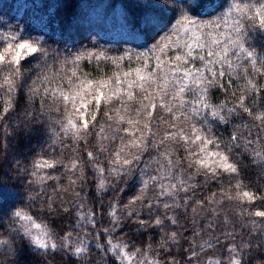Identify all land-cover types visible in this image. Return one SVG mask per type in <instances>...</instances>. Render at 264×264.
I'll return each mask as SVG.
<instances>
[{
  "label": "snow or ice",
  "instance_id": "obj_1",
  "mask_svg": "<svg viewBox=\"0 0 264 264\" xmlns=\"http://www.w3.org/2000/svg\"><path fill=\"white\" fill-rule=\"evenodd\" d=\"M203 2L157 0L175 20L141 17L139 51L0 28V153L18 95L47 137L0 182L7 264L264 259V0Z\"/></svg>",
  "mask_w": 264,
  "mask_h": 264
},
{
  "label": "trees",
  "instance_id": "obj_2",
  "mask_svg": "<svg viewBox=\"0 0 264 264\" xmlns=\"http://www.w3.org/2000/svg\"><path fill=\"white\" fill-rule=\"evenodd\" d=\"M105 1L110 2L109 7L112 9L109 21L104 14V20H100L101 15L98 14L99 5ZM145 2L146 0H0V28L7 29L9 25L13 29L23 27L25 35L43 36L52 47L80 48L90 45L94 40L100 47L113 52L128 48L139 51L142 49L137 46L144 39L138 31L141 17L149 12L161 16L165 22L164 30L175 20V12L160 6L157 0ZM211 2L212 0H204L193 14L199 18L215 15L208 7ZM176 4L178 7L188 6L191 0H176ZM259 40L257 38L254 43ZM25 106L26 98L18 95L15 120L20 123V127L17 128L16 123L11 124L16 131L8 137L7 154L0 153V182H8L4 177L14 160L22 159L25 163H30L29 158L33 153L40 152L42 145L46 147V136L29 132L24 127V123H27L23 121ZM22 189L21 185V191H17L13 204L22 202ZM36 218L38 223L41 222L39 216ZM147 235L139 236L138 239H146ZM151 235L154 240L158 239L156 231H152Z\"/></svg>",
  "mask_w": 264,
  "mask_h": 264
},
{
  "label": "rangeland",
  "instance_id": "obj_3",
  "mask_svg": "<svg viewBox=\"0 0 264 264\" xmlns=\"http://www.w3.org/2000/svg\"><path fill=\"white\" fill-rule=\"evenodd\" d=\"M109 4H110V2L108 3V1H105L104 4L99 5L98 8L100 9V12L98 14L101 15L100 20H104L103 14L106 16L107 21L110 20V16L112 14V9H110ZM79 26L81 27L80 24H79Z\"/></svg>",
  "mask_w": 264,
  "mask_h": 264
},
{
  "label": "clouds",
  "instance_id": "obj_4",
  "mask_svg": "<svg viewBox=\"0 0 264 264\" xmlns=\"http://www.w3.org/2000/svg\"><path fill=\"white\" fill-rule=\"evenodd\" d=\"M255 44L257 47H259L261 44H264V39H260ZM0 264H7L6 258L0 257ZM252 264H264V259L254 258Z\"/></svg>",
  "mask_w": 264,
  "mask_h": 264
}]
</instances>
